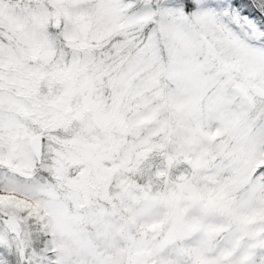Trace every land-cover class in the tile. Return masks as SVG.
I'll return each instance as SVG.
<instances>
[{"label": "snow or ice", "instance_id": "6c2138e0", "mask_svg": "<svg viewBox=\"0 0 264 264\" xmlns=\"http://www.w3.org/2000/svg\"><path fill=\"white\" fill-rule=\"evenodd\" d=\"M0 264H264V0H0Z\"/></svg>", "mask_w": 264, "mask_h": 264}]
</instances>
